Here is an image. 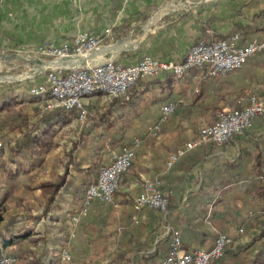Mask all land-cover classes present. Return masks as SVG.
<instances>
[{
  "label": "crops",
  "instance_id": "1",
  "mask_svg": "<svg viewBox=\"0 0 264 264\" xmlns=\"http://www.w3.org/2000/svg\"><path fill=\"white\" fill-rule=\"evenodd\" d=\"M248 2L0 0V66L9 71L21 65V61L30 55L39 59L34 51L42 43L61 45L71 42L78 32L85 30L103 39L106 47L100 52L99 60L110 57L122 64H133L148 55L164 61H180L202 35L204 27H208L210 33H228L235 22L249 24L252 14L258 7H263L264 2L261 0L256 8L247 7ZM107 28H112L113 39L105 36ZM259 35L264 39V32ZM253 37L259 38L257 35ZM166 76L162 74L158 78L164 79ZM40 84L47 85L44 73L30 79L26 86L19 82L14 87L28 91L30 86ZM6 88L8 86L0 87V92ZM245 90L264 96V50L250 57L242 68L223 76L210 77L206 70L193 68L181 78H175L168 89L169 95L159 89L146 91L140 88L135 92L139 97L132 109L120 106L119 98L110 100L102 92L87 96L85 104L92 105L90 108L94 107L100 114L111 103L110 113L101 118V126L109 122L119 126L123 112L124 135L140 139L130 169L121 175L115 203L93 200L85 207L75 227V235L69 239L71 259L61 260V247L56 242L65 231L69 233L70 217L81 209L84 194L74 197L59 191L46 206L47 196L41 193L38 184L39 170L46 163L49 151L43 156L27 152L18 157L19 161L11 164L15 170L12 182L4 181V172L0 168V187L3 191H9L0 212L5 220L15 219L11 235L17 236L7 237L10 241L1 246V252L14 255L17 264H35L36 257L40 259L39 264H160L169 248L167 226L171 224L180 230L183 247L189 250L210 248L214 243L215 230L231 232L242 226L244 234L239 240L243 243V239H250L255 233L252 232L257 225L255 223H261L264 219V197L259 199L252 189V184L258 182V174L264 173V116L257 118L250 129L235 135L221 146L195 148L198 154L204 153V156L186 173L175 167L169 170L166 166L170 150H176L177 146L169 147L165 136L157 139L142 135L147 125L158 120V105L161 102L181 100L176 116L184 119L190 111H211L233 104L237 93ZM197 92L199 96H196ZM156 97L162 101H155ZM20 105L14 107L19 108ZM26 109L32 108L27 106ZM71 124L56 127L66 129ZM166 125L167 121L163 122L161 129ZM56 132L53 133V141ZM117 134L112 132L111 137ZM113 152L103 153L97 160L107 163ZM88 165L84 162L81 166L86 168ZM62 171L55 170L57 174H63ZM66 172L67 179L74 183L80 181L84 173H79L71 164H68ZM20 175L32 181L21 182ZM52 176L51 170L48 178L44 179ZM144 178H158L162 193L170 197L174 209L168 212L166 218L149 207L135 210L134 199L142 191ZM203 181L204 190L209 191L212 199L201 220H190L194 229L188 235L182 230L189 223L183 222L187 218L183 212L188 207L186 199L193 194L195 209L189 215H194L202 199L204 202L208 200L203 198V191H200ZM223 181L228 183L223 185ZM23 191H27V196L22 194ZM13 195L20 198L21 205L15 212L5 210L3 213ZM248 224H251L249 229ZM259 239L253 255L257 254L264 242V232ZM237 241L228 246L221 264H232L237 254L248 252L250 244L246 245L245 251L236 250L233 245ZM252 260L253 256L249 264H253ZM261 264H264V260Z\"/></svg>",
  "mask_w": 264,
  "mask_h": 264
},
{
  "label": "built area",
  "instance_id": "2",
  "mask_svg": "<svg viewBox=\"0 0 264 264\" xmlns=\"http://www.w3.org/2000/svg\"><path fill=\"white\" fill-rule=\"evenodd\" d=\"M112 28L105 30V36L113 39ZM239 34L228 38L205 43L196 42L187 50L180 61H164L145 55L133 64H122L113 58L98 59L103 45L102 37L81 31L71 42L55 45L44 42L34 51L36 55L49 58L41 65L46 75L47 85H32L29 93L36 96L49 95L45 103L46 110L61 108L73 112L76 121L87 118L85 98L102 92L107 98L125 94L135 82L144 78L171 74L181 78L189 70L204 69L208 76H223L229 71L243 67L247 60L264 50V39L252 38L246 44L239 43ZM240 108L224 110L218 121L200 128L197 135L172 152L166 162L167 168L187 152L209 145L221 146L236 134L251 127L252 123L264 115V98L245 90L239 99ZM177 100L161 102L158 120L147 125L142 135L156 138L161 132V124L169 119L176 109ZM140 139L134 138L129 147L115 151L109 162L99 167L97 178L89 184L83 197L82 208L70 217L69 239L75 235V227L85 207L93 200L114 204L115 192L121 175L132 165ZM149 207L166 214L167 200L160 189L158 178H144L142 191L134 199L135 210ZM171 231L167 226V233ZM216 237L208 249L183 247L179 231H172L169 250L161 264H212L220 259L226 248L244 234L242 226L231 232L215 230ZM69 244V242H68ZM68 244L62 249L60 258L71 259ZM17 258L10 254L0 257V264H17Z\"/></svg>",
  "mask_w": 264,
  "mask_h": 264
},
{
  "label": "trees",
  "instance_id": "3",
  "mask_svg": "<svg viewBox=\"0 0 264 264\" xmlns=\"http://www.w3.org/2000/svg\"><path fill=\"white\" fill-rule=\"evenodd\" d=\"M260 2L261 0H249L246 6L256 8L260 4ZM263 32H264V6L258 7V9L252 14L249 24H242L240 22H235L233 24V28L228 33H210L208 31V27H204L202 31V35L198 38L196 42L202 41L205 43H211L222 39H226L233 33H238L240 36L239 43L246 44L255 35L259 36V39H262V36L259 34ZM174 80L175 77L171 74H167V76L164 79L158 77L150 78L148 80H146L145 78L140 79L137 82H135L133 86L127 90L125 94L114 96L110 98V100L119 98L121 101L120 106L128 107L132 109L134 106H136L135 105L136 98L139 97L135 94V92L138 89L144 88L146 91L159 89L160 92H163L165 95H169L168 89L171 83L174 82ZM14 86L15 84H11L4 91L0 92V111L6 108L14 107L16 104H20V103L22 104L20 105L19 110L17 112L18 117L21 119V123L13 126L9 125L10 130H14V131L18 130L17 131L19 134L18 139L13 142L9 140L5 143L0 144V168L3 169L5 182L13 181V178L15 177V170L11 164L19 161L18 159L19 156H22L27 152H32L39 156H43L44 153L47 150H49L50 146L52 145L53 133L57 130L56 126H58L59 124H66V123L71 124V122L75 120L73 116L74 115L73 112H68L61 108L49 110V111L46 110L45 103L47 99H49L48 94L42 96H36L30 94L29 89L28 91L26 90L21 91V90H16ZM199 94L200 93L197 92L196 96H199ZM155 101L161 102L162 100L156 97ZM180 103L181 102L177 101L176 107L181 106ZM110 104L111 103H109V105L106 108V111L102 112V114L95 111V109H91V108L87 109V118L82 124L80 131L78 132V135L71 140L70 146L68 147L66 152V160L65 162H62L63 174H57L55 172L56 169L54 168L55 167L54 166L51 169L53 175L52 178L40 180L38 185L41 190V193L47 196L46 206L54 199L55 195L58 194L59 191L62 193H70L74 197L76 195H83L89 184H91L96 180L99 172V167L104 163L97 160V158L103 153L105 154L108 153L109 151H119L124 147H129L132 145L134 138H132L129 135H124V130L126 129V127L123 125L124 124L123 112L120 115L119 126H115L113 122H109L107 125L101 126V118L110 113ZM27 106H30V108H32L34 112L33 114L34 118L31 121V123L29 122L30 114L25 110ZM216 121H218V119ZM25 122L30 123L29 125L30 127H28L26 130H21V125ZM0 123H7V122L6 120L3 119V121H1ZM16 127L18 129H16ZM112 132L118 134L114 137H111ZM105 147L108 148V150L106 149V151H103ZM203 156L204 153L198 154L195 149L191 150L182 157H180L175 163H173L174 165L172 164L169 167V170L170 168L175 167L177 169H181L183 173H186L190 171L193 168V166L198 161H200L201 158H203ZM84 162H87L89 164L88 167L82 168L81 165ZM68 164H71L75 169H77L79 173L84 172L83 175L80 177L81 180L78 181L77 183H74L72 180L67 179L66 169L68 167ZM183 178L185 179V177ZM258 178H259L258 182L252 184L254 186V188L252 189L253 191L256 192L257 197L261 199L264 197V173L258 174ZM0 183H2L1 177H0ZM227 183H228L227 181L222 182L223 185ZM204 186L205 185L203 181L202 186L200 188L202 190L200 191H203L202 194H204V197L203 196L202 197L208 200L207 202H204L205 200L202 199L203 201H201L200 207L194 215L193 214L189 215L190 212L195 209L196 201H194L193 194L189 195L186 199L188 203V207L185 211L183 210V212L187 214V218L185 217L183 222L188 221L189 222L188 225H190V220H194L196 218L201 220L205 216V213H207L208 211V204H209L208 202L212 199V196L208 190H204ZM161 188L162 186L160 182V189ZM249 189L252 190L251 188ZM8 194L9 191H3L0 187V206ZM164 196L167 200V212L166 214L161 213V215L166 218L168 212L173 210L174 206L170 204V197L168 195H164ZM80 207L82 208V202ZM14 223H15L14 218H8L5 220L3 214L0 212V257L4 255L1 252V248H2L1 246L7 245L10 241V239H8L7 237L9 238L17 237L13 234L11 235V226ZM188 225L183 227L182 230L183 232L188 233L189 235V233L191 232L190 230H193L194 227L191 225H190L191 227H189ZM250 225L251 224H248V229L250 228ZM170 229L171 231L168 232V237L171 243L172 231L180 232V230L172 224L170 225ZM192 233L195 234L194 232ZM214 234H215L214 235V240H215L216 233ZM68 242H69V233L65 231L63 236H61V238H59L56 243L61 247L60 251H62V249L68 244ZM170 243H169V247H170ZM19 257L22 260V256L20 255ZM223 258L224 255L220 259L214 261L212 264H221ZM263 260H264V242L262 243L261 248L257 252V254L254 255L252 262L253 264H261ZM39 261L40 259L36 257L35 264H39Z\"/></svg>",
  "mask_w": 264,
  "mask_h": 264
},
{
  "label": "rangeland",
  "instance_id": "4",
  "mask_svg": "<svg viewBox=\"0 0 264 264\" xmlns=\"http://www.w3.org/2000/svg\"><path fill=\"white\" fill-rule=\"evenodd\" d=\"M46 60H49V58L40 56L38 59L34 55H30L29 57H27L26 60L23 59V61H21V65L14 66V68H11L9 71H7V69L5 67L0 66V87L9 86L11 84H16L19 82L23 83L24 86H26V84L28 83V81L30 79H32L33 77L42 75L44 73L42 71V69H40V68H41V65L45 63ZM247 91H249V90H247ZM243 92L244 91H240L239 93H237V97L234 99L235 103H233V104H229L228 106L225 105V107H220L218 109L215 108L211 111H203V110L195 111V112L190 111V112H188V116L185 117L184 119L179 118L180 116L179 117L176 116L177 111L180 109V106H177L174 113L167 120V125L161 129V132L159 133L158 137H156V138L160 139L163 136H165L166 139L169 141V145H168L169 147H172V146L180 147V146H182L185 142L193 139L197 135V133L199 132L201 127H203L205 125L212 124L217 119H219L220 115L223 113L224 110H235V109L240 108L239 99H240L241 95L243 94ZM254 94L257 95L256 93H254ZM257 96L264 98V96H260V95H257ZM101 102L104 104L103 101H101ZM180 102H181V100H180ZM159 105H160V103H159ZM159 105H158V108H159ZM90 107H92V105L87 104L86 109H89ZM102 107H104V105H102ZM91 109H94V107ZM18 110H19V108L16 106V107L8 108V109L4 110L3 112H0V122L3 121V119L6 120V122H7V123H0V144L5 143L9 140H11V142H13V141H16L18 139V135H19L17 132L18 130L14 131V130H10V128H9V125L13 126V125H17V124L21 123V119L17 115ZM25 110H26V112H29V114H30L29 122L31 123V121L34 118L33 109H25ZM30 123H28V122L23 123L21 125V130H26L28 127H30L29 126ZM83 123L84 122L75 121V123H73L69 126H66V129L64 127L57 129V132L55 133L54 141L52 142V145L50 146V148L48 150L49 152L46 151V152H48L49 157H48L46 163L44 164V166L40 167V170H39L40 171L39 172L40 180L46 178L47 174L49 175L51 173V169L54 166H55L54 168L57 170L63 169L62 162H65V160H66V152H67L68 147L70 146V142L73 138H75L78 135V132L80 131V128H81ZM253 123H252V125H253ZM252 125H251V127H252ZM250 128H248V129H250ZM16 129H18V128L16 127ZM248 129H246V130H248ZM246 130H244V131H246ZM232 138H230L229 140H231ZM174 151L175 150H170V154ZM19 178H20L21 182L32 181L30 178L29 179H23L22 175H20ZM22 194L26 195L27 191H23ZM14 196L15 195H13L11 197V201L9 200L7 207H6L7 209L5 208L3 210L4 211L3 213H5V210H10V211L15 212L17 207L19 205H21V204H19L20 198L14 197ZM255 210L257 211L258 209L256 208ZM255 224H257V225H256L255 229L252 230V232H255V233L252 234V237H250V239L249 238L243 239L244 241H243V243H241V241L239 240L240 237L237 238L238 241L233 245L236 250L245 251L247 244H250V245H248V247H250V248L248 249V252H246L242 255L237 254L236 255L237 257L232 264H249L250 263L249 259L252 256L254 257L253 254H254V251L256 250L258 241L260 240L259 237L264 232V219L261 223H255ZM246 232H248V231H246ZM229 246H231V244ZM247 254H249V255L247 256Z\"/></svg>",
  "mask_w": 264,
  "mask_h": 264
}]
</instances>
